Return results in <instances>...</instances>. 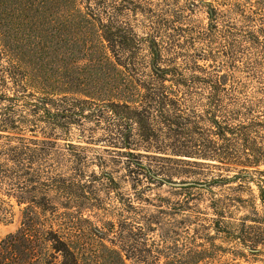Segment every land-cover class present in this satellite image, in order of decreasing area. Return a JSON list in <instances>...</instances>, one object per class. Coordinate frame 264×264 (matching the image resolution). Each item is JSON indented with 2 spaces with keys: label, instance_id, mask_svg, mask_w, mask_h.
<instances>
[{
  "label": "trees",
  "instance_id": "16d2710c",
  "mask_svg": "<svg viewBox=\"0 0 264 264\" xmlns=\"http://www.w3.org/2000/svg\"><path fill=\"white\" fill-rule=\"evenodd\" d=\"M175 1L0 0V183L18 191L36 182H116L101 158L99 171L87 175L88 158L72 143L66 172L59 162L47 164L57 139L90 118L101 134L87 139L117 148L106 150L121 161L126 182L177 180L186 183L180 194L192 196L186 190L200 183L194 168L235 170L204 181L209 189L237 182L229 188L235 193L259 174L258 202L213 198L206 204L212 216L199 225L234 243L231 254L243 245L257 255L264 248V172L246 166L264 161V110L255 108L238 73L250 70L264 83L263 62L246 57V43L260 38L250 26L221 25L213 8H206V26H193L187 5ZM27 131L43 138L25 137ZM44 200H16L27 206L21 226L0 240V264H80L66 212ZM126 246L110 250L118 264L130 257ZM211 247L167 264H199L220 249Z\"/></svg>",
  "mask_w": 264,
  "mask_h": 264
},
{
  "label": "rangeland",
  "instance_id": "374dc122",
  "mask_svg": "<svg viewBox=\"0 0 264 264\" xmlns=\"http://www.w3.org/2000/svg\"><path fill=\"white\" fill-rule=\"evenodd\" d=\"M175 3L180 6L187 5L185 14L193 26L208 24L206 8H213L219 13L218 22L221 25L235 24L239 28L250 26L256 31L260 42L257 45L252 44L251 47V43H246V57L262 61L263 65L258 67L264 72V0H178ZM137 30L141 32L140 27ZM199 63L205 65L208 61L200 60ZM249 71L238 73V77L246 82V93L250 99H255V108L263 111L264 83L253 77ZM90 132L96 139L101 134L92 119H81V122L73 123L71 136H60L57 146L48 152L47 164L55 165L59 162L62 165L61 172H66L71 167L70 150L66 144L72 143L82 147L78 151L88 158V162L82 165L87 175L99 171L98 161L101 158L113 172L116 182H36L35 189L22 187L18 191L8 185V182L0 183V240L21 226L22 210L27 203L19 205L17 199L25 202H42L48 199L58 205L60 212H66L68 226L65 232H68L70 240L76 242L75 246L79 248L77 251L82 254L80 264H118L116 255L110 250L119 251L120 246L125 244L126 251L123 253L130 256L125 259L126 264H167L176 257L200 249V245L209 248L212 243L220 249L215 254H206L199 264H264V248L261 245L258 246L260 252L257 255L249 253L243 245H237L240 251L233 255L231 249L234 243L219 237L221 235L212 236L214 232L211 229L199 230V225L206 224L207 219L212 216L206 204L213 198H240L258 202L262 196L257 185L259 174H252L244 183L243 190L235 193L229 188L237 182L224 186L213 184L211 189L204 182H209L218 173L232 175L235 170H218L206 165L194 168L196 173L193 180H199L197 182L200 183H197L198 187L186 190L192 196L180 194L183 191L180 190L181 186L173 185L172 182H126L121 179L125 173L121 161L117 164L112 162L116 154L106 150L117 148L88 140ZM24 136L43 138L41 134L34 135L29 131ZM261 136L263 137L259 142L264 147V132ZM3 141L4 138L0 140ZM246 168L264 172V161L256 167ZM177 182L176 180L175 183ZM35 210L40 209L36 207ZM244 212L235 211L234 217H239ZM44 216L48 218L50 214L44 212ZM54 228L57 226L54 225ZM79 231L81 236L74 235Z\"/></svg>",
  "mask_w": 264,
  "mask_h": 264
},
{
  "label": "water",
  "instance_id": "95a60500",
  "mask_svg": "<svg viewBox=\"0 0 264 264\" xmlns=\"http://www.w3.org/2000/svg\"><path fill=\"white\" fill-rule=\"evenodd\" d=\"M172 184H173V185H177V186H184V185H186V183H178V182H177V183L172 182Z\"/></svg>",
  "mask_w": 264,
  "mask_h": 264
}]
</instances>
